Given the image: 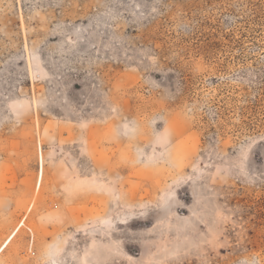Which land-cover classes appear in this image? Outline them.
Masks as SVG:
<instances>
[{
  "label": "rangeland",
  "instance_id": "rangeland-1",
  "mask_svg": "<svg viewBox=\"0 0 264 264\" xmlns=\"http://www.w3.org/2000/svg\"><path fill=\"white\" fill-rule=\"evenodd\" d=\"M0 247L264 264V0H0Z\"/></svg>",
  "mask_w": 264,
  "mask_h": 264
},
{
  "label": "bare ground",
  "instance_id": "bare-ground-1",
  "mask_svg": "<svg viewBox=\"0 0 264 264\" xmlns=\"http://www.w3.org/2000/svg\"><path fill=\"white\" fill-rule=\"evenodd\" d=\"M40 180H41V170H40V173H39V178H38V182H37V187H38V185H39V183H40ZM22 223H20V225H21ZM19 225V226H20ZM18 226V227H19ZM17 227V228H18ZM17 228H16V230H17ZM15 232V231H14ZM12 235L13 234H11L9 237H8V239L6 240V242H4L3 244H2V249L7 245V243H8V241L10 240V238L12 237ZM1 248V247H0Z\"/></svg>",
  "mask_w": 264,
  "mask_h": 264
}]
</instances>
